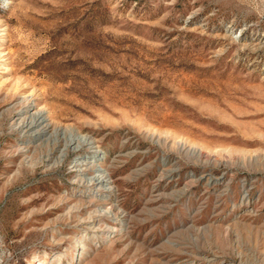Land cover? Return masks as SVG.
<instances>
[{"label": "rangeland", "instance_id": "rangeland-1", "mask_svg": "<svg viewBox=\"0 0 264 264\" xmlns=\"http://www.w3.org/2000/svg\"><path fill=\"white\" fill-rule=\"evenodd\" d=\"M69 134L101 150L109 197ZM96 208L118 230L77 260ZM209 255L264 264V0H0V264Z\"/></svg>", "mask_w": 264, "mask_h": 264}, {"label": "bare ground", "instance_id": "bare-ground-1", "mask_svg": "<svg viewBox=\"0 0 264 264\" xmlns=\"http://www.w3.org/2000/svg\"><path fill=\"white\" fill-rule=\"evenodd\" d=\"M49 126L50 124L44 110L29 112L18 124L19 130L26 133L29 140L31 139L32 141L47 136ZM62 133L64 134V131ZM68 146L74 150H78L82 146L89 148L88 153L80 155L73 160L72 171L83 179L85 183L92 186L90 191L92 196L109 197L113 189L105 169L100 164V160L103 158L102 152L99 148L95 147L93 140L87 135L69 134ZM88 171L91 172L90 175L86 174ZM248 205L249 197L248 194L244 193L241 196L240 206H244L247 209ZM107 220H114L112 219L111 212L100 208H96L93 214L81 220L83 230L74 239V250L77 254V260L82 258L83 254H86L89 249V243L98 246L101 242L115 235L118 230L116 225L110 221L107 222ZM61 259L62 254H57L56 260L60 262ZM206 261L212 264L219 263L217 262L216 255L207 256ZM37 264H44V262H38Z\"/></svg>", "mask_w": 264, "mask_h": 264}]
</instances>
